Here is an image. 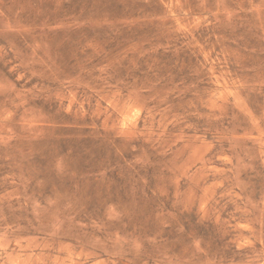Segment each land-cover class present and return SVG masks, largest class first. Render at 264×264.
Returning a JSON list of instances; mask_svg holds the SVG:
<instances>
[{
	"label": "rangeland",
	"instance_id": "rangeland-1",
	"mask_svg": "<svg viewBox=\"0 0 264 264\" xmlns=\"http://www.w3.org/2000/svg\"><path fill=\"white\" fill-rule=\"evenodd\" d=\"M0 264H264V0H0Z\"/></svg>",
	"mask_w": 264,
	"mask_h": 264
}]
</instances>
